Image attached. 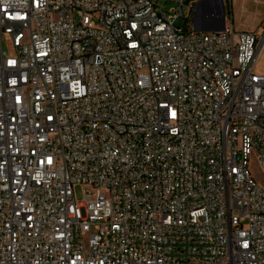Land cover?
<instances>
[{
    "label": "built area",
    "instance_id": "2783aa9c",
    "mask_svg": "<svg viewBox=\"0 0 264 264\" xmlns=\"http://www.w3.org/2000/svg\"><path fill=\"white\" fill-rule=\"evenodd\" d=\"M168 1L0 0V264H264V37Z\"/></svg>",
    "mask_w": 264,
    "mask_h": 264
},
{
    "label": "rangeland",
    "instance_id": "374dc122",
    "mask_svg": "<svg viewBox=\"0 0 264 264\" xmlns=\"http://www.w3.org/2000/svg\"><path fill=\"white\" fill-rule=\"evenodd\" d=\"M224 1L228 24H230V21L233 19V25L236 29L256 31L262 38L264 37V0ZM162 3L165 5L166 9H168L170 6L178 5L172 1L166 2V0H162ZM201 6H204L206 9H208L205 12H212L213 17L215 16L212 6L207 4H202ZM201 6H199V10ZM263 44L264 42L260 45V51L257 55V60L255 63V69L259 73H264V49L261 52ZM251 170L258 182L264 186V172L260 169L256 162L251 163ZM86 189L89 190L90 187H87ZM75 192L76 197L78 199H82V187L77 186Z\"/></svg>",
    "mask_w": 264,
    "mask_h": 264
},
{
    "label": "water",
    "instance_id": "95a60500",
    "mask_svg": "<svg viewBox=\"0 0 264 264\" xmlns=\"http://www.w3.org/2000/svg\"><path fill=\"white\" fill-rule=\"evenodd\" d=\"M202 4H207L213 7L215 16L212 12H200L198 13L197 21L195 24V30L197 31H221L226 28L227 16L224 0H202Z\"/></svg>",
    "mask_w": 264,
    "mask_h": 264
},
{
    "label": "bare ground",
    "instance_id": "6f19581e",
    "mask_svg": "<svg viewBox=\"0 0 264 264\" xmlns=\"http://www.w3.org/2000/svg\"><path fill=\"white\" fill-rule=\"evenodd\" d=\"M206 10H208V9H206L204 6H201L200 7V12H205ZM264 42V41H263ZM263 49H264V44L262 45V48H261V52L263 51ZM260 51V50H259ZM259 51H258V53H259Z\"/></svg>",
    "mask_w": 264,
    "mask_h": 264
},
{
    "label": "crops",
    "instance_id": "0c3cea01",
    "mask_svg": "<svg viewBox=\"0 0 264 264\" xmlns=\"http://www.w3.org/2000/svg\"><path fill=\"white\" fill-rule=\"evenodd\" d=\"M227 25H233V19L230 21V24H228V21L226 22V26ZM234 26V25H233Z\"/></svg>",
    "mask_w": 264,
    "mask_h": 264
}]
</instances>
